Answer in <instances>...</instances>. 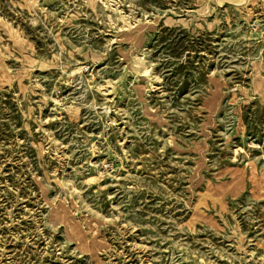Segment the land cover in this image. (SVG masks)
Returning a JSON list of instances; mask_svg holds the SVG:
<instances>
[{
	"label": "rangeland",
	"instance_id": "obj_1",
	"mask_svg": "<svg viewBox=\"0 0 264 264\" xmlns=\"http://www.w3.org/2000/svg\"><path fill=\"white\" fill-rule=\"evenodd\" d=\"M0 264H264V0H0Z\"/></svg>",
	"mask_w": 264,
	"mask_h": 264
}]
</instances>
